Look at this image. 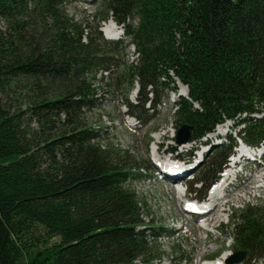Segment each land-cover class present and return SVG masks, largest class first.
<instances>
[{"label": "trees", "instance_id": "16d2710c", "mask_svg": "<svg viewBox=\"0 0 264 264\" xmlns=\"http://www.w3.org/2000/svg\"><path fill=\"white\" fill-rule=\"evenodd\" d=\"M76 1L0 0V264H161L164 228L147 225L130 186L141 174L85 115L109 87L138 84L126 112L148 123L185 85L177 132L193 126L196 144L235 124L195 175L203 198L238 140L264 146V0H97L93 28L67 11ZM110 18L125 38L104 37ZM131 45L139 59L115 73ZM230 229L240 263L264 264V206L241 210Z\"/></svg>", "mask_w": 264, "mask_h": 264}, {"label": "rangeland", "instance_id": "374dc122", "mask_svg": "<svg viewBox=\"0 0 264 264\" xmlns=\"http://www.w3.org/2000/svg\"><path fill=\"white\" fill-rule=\"evenodd\" d=\"M98 8L97 0H81L70 2L67 5V11L70 15L75 16L76 19L89 17L90 28H93L96 23V20H93L90 15L95 14ZM110 21H112V18L102 21L99 28H105ZM120 30H118L117 35L120 34ZM121 38H124V36L121 35ZM135 58L134 48L128 47L127 55H120L121 61L115 66L114 72L120 74L126 65H129L131 61H135ZM109 81L112 80H105V82ZM97 85L102 87L103 81L98 80ZM177 85L180 95H186L187 87L182 83ZM138 86L137 84L130 88V85L125 83L118 87L115 85L109 87V91L105 90L107 93L105 92V97L99 102V107L86 114L85 120L100 132L101 143L105 148L120 151L121 158H125L132 164L133 172L141 174L143 179L131 182L130 186L135 190L142 202L144 220L147 225L163 227L165 230H163V235L158 241V244L161 245L165 252L161 264H205L206 262L207 264L211 262L226 264L225 256H229H227L228 260L235 255L232 252L233 242L230 238L232 220L241 210L249 206H264V158L261 160V165H253L248 167V170L247 168L242 170L245 176L239 178L236 186L228 188L225 201L233 190V196L247 191H252V195L246 197L244 194V199L238 202H229L230 204L223 208L225 213L214 212L213 217L223 215L221 218L223 220L218 223L219 225L209 226L203 221L199 222V218L197 219V217L185 213L183 206L187 204L188 200L181 199V192L178 190L177 195H175V192H173V187L175 186L176 188L175 183L163 179L153 161L154 155L158 151L168 154L170 150L178 145L176 141L177 122L174 106L179 99V94L168 91L161 105L154 112L151 121L143 124L137 120L135 121V118L126 116L127 108L124 94L130 90L129 100L136 101L137 96H135L134 90ZM17 95L14 92H11L9 96L5 95L4 102L7 105L17 103ZM24 107L25 104L22 105V108ZM234 125V122L228 121L225 125L215 128L214 131L216 133L210 132L208 136L202 139V142L210 139L213 141L212 145L209 144L206 147L210 151L207 155L205 154L204 160L196 169L187 175L185 178L186 182L189 183L199 173L205 160L213 154L219 145L218 142L220 141L216 142L220 138L216 137L218 130L224 132V130L227 131L228 129L226 126L231 127L230 133L235 136ZM32 126L36 125L33 124ZM222 127L224 128L223 130ZM159 136H163V138L158 139ZM224 139L226 138L224 137ZM158 142H160L159 146L156 145ZM190 145L198 146V151L190 159V163H195L200 159L199 154L206 145L199 142L196 144L191 142ZM199 145H202V147H199ZM156 147H158V151L155 150ZM199 148L201 149L200 151ZM235 152H239V147L235 149ZM257 159L259 160V158ZM238 170H241V168L239 167ZM251 175L252 177H250ZM195 187L193 185V188ZM201 195L203 193L193 191L191 196L188 195V197L191 198V201L200 205L206 202V200L196 201L197 197H202ZM207 229L212 232L208 233ZM58 241H60V238L55 237L50 243L53 244Z\"/></svg>", "mask_w": 264, "mask_h": 264}, {"label": "bare ground", "instance_id": "6f19581e", "mask_svg": "<svg viewBox=\"0 0 264 264\" xmlns=\"http://www.w3.org/2000/svg\"><path fill=\"white\" fill-rule=\"evenodd\" d=\"M104 29V34L107 35L108 37L111 38H116V37H121V35L124 34V26L123 25H119L117 23H113V21H110L109 24L106 25ZM120 30V34L117 35L118 30ZM116 31V33H114ZM130 47L134 48L135 54H136V58L135 61H137V51L134 47V45H131ZM129 47V48H130ZM139 55V54H138ZM175 93V92H173ZM214 133H216V131H213ZM221 132V131H220ZM213 133V134H214ZM222 134H224L225 132H221ZM217 138L220 137V134L217 133ZM162 139L163 136H159L158 139ZM216 140V139H215ZM210 141V144L213 142L211 139L210 140H206V144H208ZM201 144H205V141H201L199 142ZM160 142L156 143V145L159 146ZM191 143H184V144H178L175 146V152L173 154H165V153H160L159 155L155 154V158H154V163L155 166H157V169H161V176L163 177V179H167L168 181L175 183V185L182 183L183 181H185V178L187 177V175L191 172H193L196 169V166L194 165V163H190V159L194 156V154L196 153V151L198 150V146H191ZM212 145V144H211ZM217 145V144H215ZM158 149V147H156V150ZM194 150V152H192ZM205 151H207L204 154H201L200 158L205 154L207 155L208 152L210 151L208 148H205ZM180 157L183 161H185V163H183L182 166H177V167H173L171 168V161L172 162H176L173 159L174 158H178ZM236 157L239 159L241 165H242V169L236 171V173L234 174V177L237 178L239 176L243 177L245 176L243 174V171L245 168L251 167V166H258L261 165L260 163H262L261 160H263L264 158V146L260 147V148H251L248 149L246 147V149L238 154H236ZM259 158V160L257 159ZM238 161V162H239ZM188 165L190 167H188ZM169 171H173V172H177L179 173V175L175 176L174 178H172L169 173ZM229 178H231L230 175H228ZM252 177V175L250 176ZM264 179V178H263ZM182 180V181H181ZM227 187L226 183H223L221 186H219L218 188L215 189V191L212 193V196L206 200L205 203L197 205V203H195L194 201H191V198L188 197V195L184 198L183 192L182 190H178L177 188H175V186L173 187V192H175V195H177V192H181V199H185L188 200L187 204H185L183 206V210L185 211V213L187 214H191V216H195L197 217L198 221L201 222L203 221L204 223H206L209 226H217V224L223 220H221L223 215H219L217 217H213L214 212L217 213H225V208L226 205L230 204L229 202H238L242 199L245 198V196H249L252 195V191H247V192H243V193H239L235 196L232 195V192H234V190L228 195L227 200H224V197L221 196V191ZM220 189V190H219ZM178 190V191H177ZM219 190V191H218ZM252 190V189H251ZM246 191V190H245ZM179 194V193H178ZM245 194V196H244ZM225 196V195H224ZM226 203V204H225ZM219 210V211H218ZM219 225V224H218ZM207 227V226H206ZM208 264H220V263H208Z\"/></svg>", "mask_w": 264, "mask_h": 264}, {"label": "water", "instance_id": "95a60500", "mask_svg": "<svg viewBox=\"0 0 264 264\" xmlns=\"http://www.w3.org/2000/svg\"><path fill=\"white\" fill-rule=\"evenodd\" d=\"M193 130L194 127L188 124H184L181 128H179L176 138L177 143L178 144L189 143L192 137ZM245 254H246L245 252H236L235 255L228 260V263L229 264L240 263L244 259Z\"/></svg>", "mask_w": 264, "mask_h": 264}]
</instances>
